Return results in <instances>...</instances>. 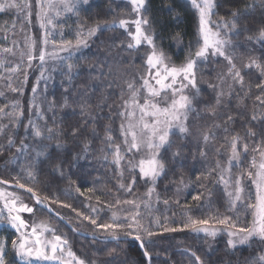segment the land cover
Listing matches in <instances>:
<instances>
[{"label": "snow or ice", "instance_id": "obj_1", "mask_svg": "<svg viewBox=\"0 0 264 264\" xmlns=\"http://www.w3.org/2000/svg\"><path fill=\"white\" fill-rule=\"evenodd\" d=\"M127 3L131 6L129 18H114L111 22L97 19L86 30L84 25L78 23L74 41L63 38L57 41L55 29L63 25L54 24V19L61 15V10L78 17L81 11L87 12L93 7L92 0H35V6L40 9L36 13L40 27L46 29L42 40L45 47L38 55H34L36 40H29L26 45L28 67L32 66L34 59H39L43 66L46 56L63 62L60 70L67 80V86L63 87V103L59 107L70 108L73 118L65 121L61 117L58 122L55 97L49 101L44 96L38 103L36 86L31 88L33 98L28 103L30 114L26 124L25 109L19 100L11 105L10 110H6L8 105L0 107V119H8L7 124H0V135L6 136L4 150L15 148L17 155L11 162L15 163L21 158L25 161L21 173L13 177L15 186L29 193L35 205L48 208L46 201L49 198L42 196L37 187L41 183L39 177L63 179L75 164L88 160L91 143L99 136L98 122L105 119L108 123L103 125L102 143L105 147L101 149L104 153L102 158L118 170L121 178L119 189L133 193L134 198H117L115 205H109H129L123 210L126 214L122 218L113 212L111 221L107 223L97 224L93 217L85 216L84 219L103 229L114 241L119 242L123 236L139 242L147 264H151L152 255L145 241L162 234L156 229L167 233L188 230L212 239L224 233L233 256L238 249L252 248L256 242L264 245V79H251L256 73L264 78V53L256 56L250 50H245L247 44H259L264 49V0H252L251 3H244L242 8L234 4L233 0H185L197 15V43L194 52L189 46L188 57L180 66L172 64L157 43L161 36L156 30L157 21L152 16L150 0H127ZM32 8L30 0H0V13L15 9L20 20L19 12H24L23 20L28 24H31ZM221 8L226 9L223 15L219 11ZM49 11H54L55 15L49 16ZM109 11L112 12L111 9ZM167 11L172 14L176 9L169 4ZM16 26V21H13L11 27L14 29ZM48 26H51V30H47ZM130 26H134V31L130 30ZM116 28L123 29L130 37L126 43L127 50L134 51L141 45L150 49L145 60L147 74L141 76L142 83L137 87L134 81H126L127 98L125 92H121L122 103L115 113L120 118V143L114 136L112 116L101 117L97 114L106 108L111 113L112 106L106 103L107 96L103 97L102 102L93 105L95 93L100 91L103 81L107 79L102 69L108 65L94 64L84 72L78 62H71L82 49L89 48L90 39ZM59 35L63 37L62 32ZM173 38L178 42L181 39L179 33ZM49 43L54 49L51 52L46 51ZM3 51L13 53L12 48H4ZM61 52L68 53V56H61ZM245 55L246 60L242 59ZM221 59L227 62V70L217 74V83L209 84L214 95L205 101L197 79L198 69L220 63ZM245 69H255V73ZM9 70L22 71L19 65ZM22 75L21 87L11 89L20 96L24 95L23 85L28 82L27 74ZM78 77L85 80L79 90L75 85ZM246 77H249L247 83ZM40 78H45L43 72ZM103 86L111 88L112 84ZM253 89L258 90L254 99ZM249 99H253L251 105L246 103ZM45 101L46 108L43 106ZM49 112L53 114L51 118L47 116ZM34 116L42 123H37ZM9 125L12 127L9 128ZM20 128H23L24 135L17 145L16 137ZM218 140L220 144L216 147ZM193 143L201 158H207L210 149L215 152V164L209 167L203 179L222 186L227 204L225 212L233 215L219 213L217 208L216 213L206 218H193L185 213L187 220L179 225L161 224L159 218L149 221V225L154 223L155 228L146 225V217L140 211L141 204L150 208L153 199L156 203L161 202V195L156 190L157 183L167 177L170 171H175L171 165L187 159L186 152L190 151L189 145ZM0 155H3L2 151ZM125 172L130 177L128 183L123 181ZM137 179L143 180L146 185L142 196L134 194ZM8 183V180L0 179V185ZM178 183L186 187L182 176ZM200 187L205 191L193 195L191 199L201 201L203 197L210 206L213 203L212 188L204 183ZM76 191H80L79 187ZM177 191H180L179 187ZM0 199L4 200V208L7 209V216L0 212V222L6 220L8 226L17 233V238L11 241V249L21 264H96L95 261L77 257L68 239L56 234L57 230L48 224L29 225L21 214H32L37 209L19 196L0 192ZM52 202L59 203L55 200ZM162 202L169 204L167 199ZM62 206L71 208L69 204ZM198 206L204 207V204ZM80 215L77 212V216ZM241 215H250V222H242ZM45 233H50L51 239H42ZM96 239L93 236V241ZM253 251L255 254L248 258H237L235 264H264V251ZM113 254H118L116 248L108 253L110 257ZM192 255L196 264H204L199 255L194 252ZM0 264H9L6 241H0Z\"/></svg>", "mask_w": 264, "mask_h": 264}, {"label": "trees", "instance_id": "obj_2", "mask_svg": "<svg viewBox=\"0 0 264 264\" xmlns=\"http://www.w3.org/2000/svg\"><path fill=\"white\" fill-rule=\"evenodd\" d=\"M93 7L87 11H81L79 16L72 15L63 22V27L58 35L55 36L57 41L62 38L65 40H75L77 24H82L87 27L93 26L97 19L107 20L111 22L114 18L119 19L121 17L129 18L128 13L131 11V6L121 0H92ZM252 0H233V3L239 7H243L244 3H251ZM151 13L154 19L157 21L156 30L160 33L161 40L157 41L158 45L163 48L166 55L169 57L170 62L176 66L183 64L189 54V46L191 45V51H195L197 43V26L198 19L195 10L190 5L185 3V0H163L164 11L161 12L162 0H150ZM170 4L172 8L176 9L175 13L169 14L167 7ZM112 10L110 13L109 10ZM221 15L224 14L226 9H219ZM256 15H259L257 10ZM16 21V28H12V22ZM22 20L17 19V15L14 12H2L0 13V48L4 45V42H11L13 36L17 35ZM7 26V28H5ZM133 26H130L132 30ZM63 33V37L59 33ZM179 33L181 39L178 42L175 35ZM127 33L120 28H116L114 31H106L102 34H98L89 40V48L82 49L78 56H74L71 62H78L81 65V69L87 72L94 64L108 65L102 69L107 76V79L103 81V85L112 84L111 88H104L103 85L100 87V91L96 92L93 99V105L103 101V97L107 96L106 103L112 106L111 113L106 108L103 112L97 113L101 117L112 116L113 120V132L117 143L121 142L119 134V123L120 118L115 115L119 105L122 103L120 96L121 92H125L126 96V81H132L133 77L129 75L130 64L126 61L129 57L120 55L118 50H114L117 46L122 44ZM6 40V41H5ZM121 46V50H122ZM1 50V49H0ZM147 50V51H145ZM245 50H250L253 55L260 56L264 53V49L259 44H247ZM148 53V49L140 46L138 52ZM63 57H67L68 53L64 54ZM120 56V57H119ZM85 57L86 59H80ZM122 58L120 61L119 59ZM246 60V55L242 57ZM240 61H238L239 63ZM63 62H58L56 70L52 73L50 82L47 86L48 100H52L55 97L57 104L56 107V119L59 122L60 118L63 117L65 121L72 119V110L61 109L59 105L63 103V87L67 86V80L62 75L60 66ZM227 70V62L221 59L220 63H212L207 67L198 69L197 79L200 88L202 89V95L205 101L210 100L214 92L209 88L210 83H217V74L223 73ZM123 71L126 73L124 78ZM245 71H251L255 73V69ZM131 77V78H130ZM246 83L249 77H246ZM253 81L264 79L260 78L258 73L251 77ZM5 80L4 78L2 81ZM21 78L14 76L12 78V86L19 87L21 84ZM0 80V90L3 87V83ZM85 82L83 78L78 77L75 81L77 90L80 85ZM258 90L253 89L254 95ZM29 94V88L26 86L25 93ZM1 93V92H0ZM110 93V95H109ZM37 102L39 103L43 97ZM253 99L246 101L249 105L253 103ZM17 100L24 106L25 119L24 123H27V117L29 116L28 103L29 99L26 94L20 96L19 93L12 92L8 95H0V107L8 105L10 110L11 105ZM235 101H233V104ZM47 107V101L44 105ZM52 113H47L49 118L52 117ZM37 123H42L39 118L33 117ZM78 119V117H77ZM8 119H0V124H7ZM108 121L101 119L97 125V131L99 136L95 138L91 143V149L89 152L88 160H81L75 164L71 172L63 179L57 178L55 180L50 179L47 176H40L41 183L37 186L41 190L42 196L49 198L46 203L48 206L60 217L63 216L64 220L76 231L86 233L92 236H96L98 239H86L77 236L74 232L69 230L65 225L55 218L53 215L35 205V201L30 199V195L0 185L5 190L20 195L21 198L26 201L29 205H32L37 210L34 211L33 215L24 216L31 224L36 221H48L49 226L56 229V234L66 237L69 241L72 251L77 257L85 259L86 261H95L96 264H147V261L143 257V252L139 248L137 242L133 241H119L109 242L102 241V239H111L106 235L103 229L97 228L92 225L88 219H84L85 216L93 217L97 220V224L107 223L111 221L113 212L121 218L126 214L123 210L129 208V205H118L116 207H109V205H115L116 199H133V193H126L119 189L120 176L118 170L109 162L103 160L104 153L101 149L105 147L102 143L104 131L103 125L107 124ZM49 125L51 126V119H49ZM12 125H9L11 128ZM24 135L23 128L18 130L16 137V143L19 144L20 137ZM219 144L220 141L218 140ZM31 143V141H29ZM6 147V136L0 135V151L3 155H0V179L8 180L9 183L15 185L13 177L18 173H21V166L25 163L24 159H19L15 163L11 162L12 158L17 155L15 148L10 151H5ZM216 147H219L216 146ZM190 151L186 152L187 159L173 164L170 167L175 169L174 172H169L167 177L162 178L156 186L157 192L161 195V202L156 203L153 199L150 208H146L144 204H141L140 211L145 215V224L149 225V221L159 218L160 223H168L179 225L186 222L187 216L185 213L191 215L193 218H206L207 216L216 213L217 208L219 213L233 215L231 212H225L227 207L226 200L223 198L222 186L215 185L213 181L204 180L203 176L209 170V167L215 164V152L209 150L207 158H201L198 155L195 143L189 145ZM131 155V154H129ZM226 153L224 159H226ZM111 156H109V161ZM7 162V163H6ZM123 163V162H122ZM183 177L184 184L186 187L179 185L178 181L180 177ZM200 177V179H197ZM129 174L125 172L123 181L129 182ZM24 182V181H22ZM201 183L212 188V201L213 203L209 206L205 199L202 197L201 201L192 200L191 197L199 192H204L205 189L201 188ZM79 187L80 191H76ZM180 191H177V188ZM91 189V191H89ZM146 191V185L143 180L137 179V184L134 186V194L136 196H142ZM163 199L169 200V204L165 205ZM58 201L59 203H53L52 201ZM179 201V203H177ZM69 204L71 208H65L62 205ZM199 204H204V207H199ZM187 206V207H186ZM75 209V211L73 210ZM95 209V211H93ZM77 212L81 215L77 216ZM3 216H7L5 213ZM240 220H251V216L245 217L240 216ZM42 222V221H40ZM47 223V222H44ZM155 228V224L149 225ZM161 232V235H157L146 240L148 244V251L152 255L151 264H196L195 257L192 253L199 255L204 261V264H235L237 258H248L250 255L255 254L253 250L259 249V242L252 245V248H241L236 251L235 256L232 255L231 251L227 250V247L223 240L219 241L216 248L208 249L205 238L202 234H195L191 231L185 230L182 232L167 233L163 232L162 229H156ZM17 233L11 229L8 224L0 229V241L7 242V252L9 264H21L16 259L12 258L13 251L11 249V241L16 237ZM47 237L50 238L51 234L48 233ZM122 238H125L121 236ZM130 238V237H128ZM101 239V240H99ZM116 248L118 254L109 256L108 253L111 249Z\"/></svg>", "mask_w": 264, "mask_h": 264}, {"label": "rangeland", "instance_id": "obj_3", "mask_svg": "<svg viewBox=\"0 0 264 264\" xmlns=\"http://www.w3.org/2000/svg\"><path fill=\"white\" fill-rule=\"evenodd\" d=\"M121 1L127 2V0H121ZM19 2H23V0H19ZM30 2L33 5V8H32L33 14L31 17V24H28L26 21L23 20L24 12H19L20 19L23 21V31H21V25H20L19 30L17 32V35L13 36V40L9 43L4 42L5 46L0 48L1 49L0 50V80L2 81L3 78L5 79L2 81L3 87L1 88L0 92L3 93V95H8L9 93L11 95V93L13 92L11 89L17 88V87L12 86V78L14 76H16V77L21 78L20 81H22L24 78L22 73H26L27 78H28V82L26 85H23L24 94H26V96H28V99L30 101L33 98L31 88L33 86H36L37 87L36 97H37V101H38L39 99H41L42 96H44L47 93V86L50 82V78L52 77V73L55 71L53 69H56V66H57L58 62H60V60H53V59L49 58L48 56H46V62L43 66H41L39 59H34L32 61V66L28 67V60H27L28 48L26 45L29 42V40H32V39L36 40V50L34 52V55H38L39 51L45 47L42 43V40H43L44 33L46 31V29H42L40 27V20L37 19V16H36V13L39 12L40 9L35 6V0H30ZM8 12H14L17 15V10H15V9L12 11H8ZM54 15H55L54 11H49V16H54ZM70 16H72L71 13H66L63 10H61V15L58 18L54 19V24L62 25L64 20H66ZM47 30H51V26H48ZM60 31H61V28L57 27L55 29V32H56L55 36H57L58 32H60ZM132 31H134V26L132 28ZM129 40H130V37L129 36L127 37L125 34V39L122 42L123 46H122V44H120L114 50H118L120 55L125 54V56L129 57L126 60L130 64L129 75L131 77H133L132 81H134L136 83L137 87H139V85L142 83L141 76H146V74H147V66H146L145 60H146V55L148 53L147 54L145 53V51H147V50L143 51L142 53L138 52V49H136L134 51L133 50H127L126 49V43ZM121 46H122V50H121ZM141 46L150 51V49L146 45H141ZM4 48H12L13 53L12 54L5 53L3 51ZM53 50H54L53 45L51 43H49L47 45L46 51L51 52ZM21 53H24V55L22 56ZM64 54H66V52H64ZM60 55L62 56V52L60 53ZM119 60L121 61L122 58H120ZM17 65L20 66V68L22 70L21 72H11L9 70L11 68L16 67ZM42 72H43V75L45 77L43 79L40 78ZM123 73H124L123 77L125 78L126 73L124 71H123ZM37 80H39L38 84H37ZM26 86L29 88V94L27 92L25 93ZM19 87H21V84L19 85ZM218 145H219V142H217L216 146H218ZM0 192L13 193V192H9V191L5 190L1 186H0ZM19 197L21 198L20 195H19ZM24 202L27 203L26 201H24ZM29 206H32V205H29ZM0 212H2L3 214L5 213L7 215V209L4 208V200L3 199H0ZM33 214L34 213H32V215ZM21 215L24 218V216H28L31 214L22 213ZM24 219L29 223V225H32L30 221H28L26 218H24ZM40 221H42V222H40ZM40 221H36L35 223L40 224V223L47 222L45 224L49 225L48 221H43L42 219H40ZM6 224H7L6 220H4L3 222H0V229L2 227H5ZM28 231H30V228L28 229ZM47 234L48 233H45L44 236L42 237V239H51V237L50 238L47 237ZM202 236L205 238L206 243L208 245L207 247H208V249H210V252L212 251V249L216 248V246H217L216 244L221 240L224 241V243L227 247L228 237L224 233L219 234L215 239H212L210 237H205L203 234H202ZM16 238H17V235L14 239H16ZM258 244L260 246V250L264 251V245H261L260 243H258ZM227 250H229L228 247H227ZM12 258L18 260L17 258H15L14 254H12Z\"/></svg>", "mask_w": 264, "mask_h": 264}, {"label": "water", "instance_id": "obj_4", "mask_svg": "<svg viewBox=\"0 0 264 264\" xmlns=\"http://www.w3.org/2000/svg\"><path fill=\"white\" fill-rule=\"evenodd\" d=\"M4 186L9 187V188H13V189H16V190H19V191H22V192H25L23 189H20V188L16 187L12 183L4 184ZM25 193H27V192H25ZM27 194H29V193H27ZM39 207H41V206H39ZM49 208L50 207L48 206V208H42V209H44L45 211H47L48 213H50L51 215H53L55 218H57L59 221H61L65 225V227H67L69 230H71L72 232H74L77 236H80V237H83V238H86V239H93V236L92 235H89V234H86V233H82V232H78L76 230L73 231V228L64 219L61 220L60 219V216L58 214H56L51 208H50L51 211H49ZM99 240H101V239H99ZM102 241L117 242V241H114L112 239H102ZM120 241H133V242H137V241L132 240L131 238H122V237L120 238ZM137 243L139 245V242H137Z\"/></svg>", "mask_w": 264, "mask_h": 264}]
</instances>
